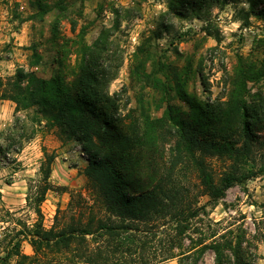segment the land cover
<instances>
[{
  "label": "trees",
  "instance_id": "16d2710c",
  "mask_svg": "<svg viewBox=\"0 0 264 264\" xmlns=\"http://www.w3.org/2000/svg\"><path fill=\"white\" fill-rule=\"evenodd\" d=\"M166 1L167 15L204 20L209 36L213 9L228 4L248 5L238 12L243 26L252 17L264 21V0ZM59 3L54 6L65 10ZM31 4L41 15L53 8L46 0ZM114 12L115 25L103 29L91 46L84 43L73 68L60 62L48 79L24 69L0 78V100L15 103L17 113L35 109V120L77 142L88 163L84 191L70 193L67 207L57 209L47 228L40 205L52 188L55 157H46L36 197L27 196L38 219L31 226L19 220V229L5 236L0 264H203L209 252L214 264H255L256 246L247 233L241 227L216 229L222 223L213 221L211 212L229 189L264 175V91L249 85L264 78V62L241 59L225 83V96L215 98L200 71L206 100L189 94L186 80L172 69L164 98L176 91L187 111L166 101L161 118L152 119L145 109L139 117L123 116L118 94L109 90L123 63L111 37L121 16L132 11ZM162 29L169 32L170 26ZM35 58L38 64L42 57ZM143 62L137 70L145 75ZM214 159L224 162L220 173ZM24 243L32 254L23 252Z\"/></svg>",
  "mask_w": 264,
  "mask_h": 264
},
{
  "label": "rangeland",
  "instance_id": "374dc122",
  "mask_svg": "<svg viewBox=\"0 0 264 264\" xmlns=\"http://www.w3.org/2000/svg\"><path fill=\"white\" fill-rule=\"evenodd\" d=\"M31 1L0 0L3 80L14 76L17 69L48 79L58 72L60 62L73 68L79 62L84 43L91 46L103 29L115 25L114 10L132 11L131 15L121 16L120 29L111 37L117 40L123 63L109 90L118 94L123 116L139 117L145 109L152 119L161 118L166 101L187 111L188 106L176 91L164 98L163 85L167 76L173 77L172 69L186 80L189 94L206 100L208 94L203 91L200 71L208 78L215 98L225 96V83L232 78L241 59L256 64L264 62V21L252 17L251 24L243 26L238 12L241 8L248 9L245 3L213 9L209 36L204 31L207 25L204 20L167 15L166 0H46L53 8L44 15ZM59 2H63L65 10L54 6ZM163 24L170 26L169 32L162 29ZM35 55L42 57L38 64H34ZM139 61H144L140 70L145 75L137 70ZM249 85L253 91H264V78ZM15 108V103L0 100V255L5 236L19 229V220L31 226L38 219L34 206L27 203V196L36 197L37 187L42 183L41 165L47 156L55 157L49 179L52 188L40 205L47 228L52 225L57 209L67 207L70 193L84 191L87 182L88 163L80 145L59 138L54 130L35 120L39 117L35 109L17 113ZM169 149L170 143L166 146L167 158ZM211 163L216 173L225 166L216 159ZM211 218L222 223L215 227L218 230L241 227L256 246L255 264H264V175L229 189L212 209ZM22 249L32 254L27 243ZM203 264H214L211 252L206 254Z\"/></svg>",
  "mask_w": 264,
  "mask_h": 264
}]
</instances>
